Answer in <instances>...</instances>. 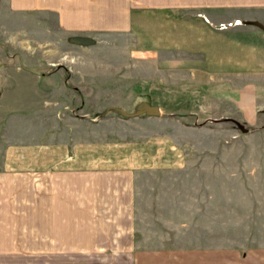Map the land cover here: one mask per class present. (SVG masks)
<instances>
[{
  "label": "crops",
  "instance_id": "crops-1",
  "mask_svg": "<svg viewBox=\"0 0 264 264\" xmlns=\"http://www.w3.org/2000/svg\"><path fill=\"white\" fill-rule=\"evenodd\" d=\"M0 11L52 15L67 35L140 34L158 76L170 67L210 88L197 123L165 116L172 128L145 134L77 95L39 97L71 88L59 67L17 71L37 97L22 98V79L0 96V264H264V0H0ZM230 117L263 126L241 134Z\"/></svg>",
  "mask_w": 264,
  "mask_h": 264
},
{
  "label": "rangeland",
  "instance_id": "rangeland-1",
  "mask_svg": "<svg viewBox=\"0 0 264 264\" xmlns=\"http://www.w3.org/2000/svg\"><path fill=\"white\" fill-rule=\"evenodd\" d=\"M61 33L56 18L52 15L41 17L40 20L38 17L14 16L10 12L0 11V96L13 80H25L24 75L17 74V71L47 67L54 70L59 67L63 70L66 80H71L70 89L59 93L56 91L40 93L41 91L36 92L34 84L26 79L25 81L28 80L25 82L26 92L21 93L22 98L25 100L30 98L34 95L32 94L34 91L39 97L60 95L66 100L77 95L80 101L88 100V106L84 110L92 114L96 111L94 115L97 119L112 117L117 119L121 127L130 128L145 123V134L163 132L172 128L171 122L164 120L165 116L196 122L197 115L205 114V96L210 92V88L202 84L196 86L190 84L184 76L173 74L174 70L170 67L168 76H158L160 53L157 49L146 53L145 49L153 45L147 43L142 35ZM147 55L150 57L148 58ZM169 62L172 67L175 61ZM164 63L165 61H162L161 66L165 67ZM52 79L55 81L54 84L59 85L64 78L59 74ZM74 84L84 90L76 92L73 89ZM194 99L203 102V106L198 104L201 106V108L199 106L201 114L192 112L193 108L190 104L196 103ZM89 101L95 104L100 102V105L110 104L105 107L93 105L89 107L91 105ZM147 104L157 106L162 115L156 116L150 113L133 115L139 107ZM112 108L123 109L126 114ZM141 117H145V120ZM225 121L227 122L225 126L237 129L241 134H248L263 126L260 125L261 123L258 126L251 125L233 117ZM210 125L216 124L210 123ZM147 141L145 140V148H153L158 144L156 142H159L157 139ZM145 151H149L148 148Z\"/></svg>",
  "mask_w": 264,
  "mask_h": 264
},
{
  "label": "water",
  "instance_id": "water-1",
  "mask_svg": "<svg viewBox=\"0 0 264 264\" xmlns=\"http://www.w3.org/2000/svg\"><path fill=\"white\" fill-rule=\"evenodd\" d=\"M255 24L261 26L264 28V25H262L261 23L259 22H255ZM113 110H116V111H119L121 113H124L126 114L123 109H120V108H112ZM150 113L152 115H160L161 114V111L160 109L157 107V106H152V105H145V106H141L139 107L137 110H136V113H134L133 115H139V114H142V113ZM128 115V114H127ZM247 129H244V131H246Z\"/></svg>",
  "mask_w": 264,
  "mask_h": 264
},
{
  "label": "trees",
  "instance_id": "trees-1",
  "mask_svg": "<svg viewBox=\"0 0 264 264\" xmlns=\"http://www.w3.org/2000/svg\"><path fill=\"white\" fill-rule=\"evenodd\" d=\"M51 70H53V69H51ZM142 114H147L146 112H144V113H142Z\"/></svg>",
  "mask_w": 264,
  "mask_h": 264
}]
</instances>
